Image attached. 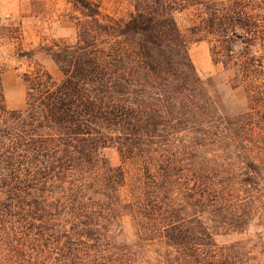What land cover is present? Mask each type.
Masks as SVG:
<instances>
[{
	"label": "trees",
	"instance_id": "16d2710c",
	"mask_svg": "<svg viewBox=\"0 0 264 264\" xmlns=\"http://www.w3.org/2000/svg\"><path fill=\"white\" fill-rule=\"evenodd\" d=\"M125 1L71 0L75 42L43 47L62 78L34 63L22 109L0 79V264H259L215 237L264 215V0ZM182 11L243 89L237 115L197 74Z\"/></svg>",
	"mask_w": 264,
	"mask_h": 264
},
{
	"label": "rangeland",
	"instance_id": "374dc122",
	"mask_svg": "<svg viewBox=\"0 0 264 264\" xmlns=\"http://www.w3.org/2000/svg\"><path fill=\"white\" fill-rule=\"evenodd\" d=\"M102 14L126 17L131 11L128 1L101 0ZM179 29L188 40V55L202 80L212 78V83L221 101L231 116L244 108L245 94L242 88L231 89L227 75L219 65L211 61L209 43L196 40L188 28L192 23L190 11L175 13ZM83 18L71 0H0V79L7 109H22L25 104V85L22 74L32 70L33 64L42 66L55 81L62 74L43 47L53 44L73 43L77 36V20ZM110 165H121L120 156L114 147L102 151ZM127 171L129 165H124ZM128 237L133 236L129 217L121 220ZM217 244L243 243L249 250L248 262L264 263V215L262 210L252 216L242 232L219 234Z\"/></svg>",
	"mask_w": 264,
	"mask_h": 264
}]
</instances>
